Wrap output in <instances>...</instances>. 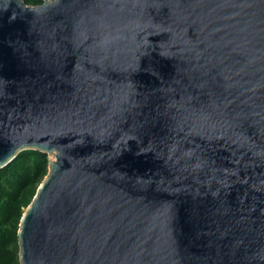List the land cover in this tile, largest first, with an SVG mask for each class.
Instances as JSON below:
<instances>
[{"label": "water", "instance_id": "obj_1", "mask_svg": "<svg viewBox=\"0 0 264 264\" xmlns=\"http://www.w3.org/2000/svg\"><path fill=\"white\" fill-rule=\"evenodd\" d=\"M26 149L21 264H264V0H0V169Z\"/></svg>", "mask_w": 264, "mask_h": 264}, {"label": "trees", "instance_id": "obj_2", "mask_svg": "<svg viewBox=\"0 0 264 264\" xmlns=\"http://www.w3.org/2000/svg\"><path fill=\"white\" fill-rule=\"evenodd\" d=\"M37 6L48 0H24ZM49 155L26 149L0 169V264H21L18 229L20 219L47 175Z\"/></svg>", "mask_w": 264, "mask_h": 264}, {"label": "rangeland", "instance_id": "obj_3", "mask_svg": "<svg viewBox=\"0 0 264 264\" xmlns=\"http://www.w3.org/2000/svg\"><path fill=\"white\" fill-rule=\"evenodd\" d=\"M49 157H50L51 159H54V156H53V155H50Z\"/></svg>", "mask_w": 264, "mask_h": 264}]
</instances>
